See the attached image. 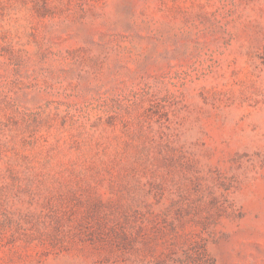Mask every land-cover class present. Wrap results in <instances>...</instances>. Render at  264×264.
<instances>
[{"label":"rangeland","instance_id":"obj_1","mask_svg":"<svg viewBox=\"0 0 264 264\" xmlns=\"http://www.w3.org/2000/svg\"><path fill=\"white\" fill-rule=\"evenodd\" d=\"M0 264H264V0H0Z\"/></svg>","mask_w":264,"mask_h":264}]
</instances>
